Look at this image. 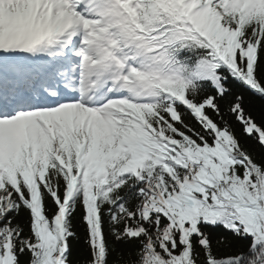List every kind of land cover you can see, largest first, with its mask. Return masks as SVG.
Segmentation results:
<instances>
[{
    "label": "snow or ice",
    "instance_id": "1",
    "mask_svg": "<svg viewBox=\"0 0 264 264\" xmlns=\"http://www.w3.org/2000/svg\"><path fill=\"white\" fill-rule=\"evenodd\" d=\"M0 264H264V0H0Z\"/></svg>",
    "mask_w": 264,
    "mask_h": 264
}]
</instances>
